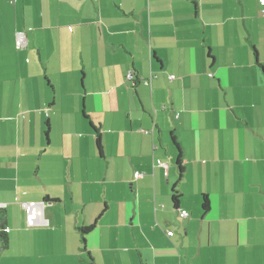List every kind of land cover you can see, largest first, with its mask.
I'll list each match as a JSON object with an SVG mask.
<instances>
[{
    "label": "crops",
    "instance_id": "0c3cea01",
    "mask_svg": "<svg viewBox=\"0 0 264 264\" xmlns=\"http://www.w3.org/2000/svg\"><path fill=\"white\" fill-rule=\"evenodd\" d=\"M262 8L0 0V264H264Z\"/></svg>",
    "mask_w": 264,
    "mask_h": 264
},
{
    "label": "trees",
    "instance_id": "16d2710c",
    "mask_svg": "<svg viewBox=\"0 0 264 264\" xmlns=\"http://www.w3.org/2000/svg\"><path fill=\"white\" fill-rule=\"evenodd\" d=\"M97 143H98V146L101 147V142H100V137L98 136V139H97ZM175 145L177 146L178 148V157H177V166L179 167V170H180V174L182 176L183 174V171H184V165H183V156H182V150H181V146L180 144L175 140ZM180 197H181V194L175 190L174 193H173V202L175 203V205H177L179 203V200H180ZM210 209V202H209V198L207 195H204L203 197V210L205 212L209 211ZM1 213L2 210H1ZM95 228V223L89 225V226H85V227H82L81 228V232L83 234V240H86L85 236L86 234H88L89 232H91L93 229ZM2 233H1V239H2V242H3V247L7 248L8 247V243H9V239L6 235V231L4 230H1ZM89 264H95L92 260V258L90 259V262Z\"/></svg>",
    "mask_w": 264,
    "mask_h": 264
},
{
    "label": "built area",
    "instance_id": "2783aa9c",
    "mask_svg": "<svg viewBox=\"0 0 264 264\" xmlns=\"http://www.w3.org/2000/svg\"><path fill=\"white\" fill-rule=\"evenodd\" d=\"M260 4L263 6V8H262V13H263V15H264V0H260ZM16 43H17V45H18L19 47H23V46H25V45L27 44V38H26L25 34H23L22 32H19V33L17 34V41H16ZM174 77H175L174 75L171 76V78H174ZM127 79H128L129 81H131V80L134 79V74H133V71H132V70H129V71L127 72ZM146 83H148V82H146ZM144 132H145L146 134H154V129L144 130ZM158 164L164 166V167L167 169V166H168L167 163H165V162H163V161H161V160H158ZM166 173H167V172H166ZM134 176H135L136 178H139V177L142 176V174L139 173V172H136V173L134 174ZM180 215H181V217H187V216L189 215V212H188L187 210H184V209H183V210L180 211ZM4 231L9 232L10 229L6 228ZM168 234H169V235H173V231H169Z\"/></svg>",
    "mask_w": 264,
    "mask_h": 264
},
{
    "label": "rangeland",
    "instance_id": "374dc122",
    "mask_svg": "<svg viewBox=\"0 0 264 264\" xmlns=\"http://www.w3.org/2000/svg\"><path fill=\"white\" fill-rule=\"evenodd\" d=\"M84 264H86L85 262H84ZM88 264V263H87Z\"/></svg>",
    "mask_w": 264,
    "mask_h": 264
}]
</instances>
